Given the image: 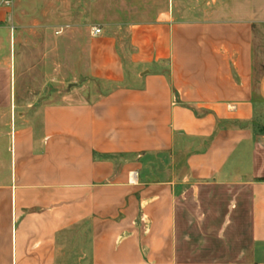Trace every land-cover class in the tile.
Masks as SVG:
<instances>
[{
	"label": "crops",
	"instance_id": "0c3cea01",
	"mask_svg": "<svg viewBox=\"0 0 264 264\" xmlns=\"http://www.w3.org/2000/svg\"><path fill=\"white\" fill-rule=\"evenodd\" d=\"M11 2L0 0V264H264V0H96L86 67L111 87L91 100L57 90L47 14Z\"/></svg>",
	"mask_w": 264,
	"mask_h": 264
},
{
	"label": "rangeland",
	"instance_id": "374dc122",
	"mask_svg": "<svg viewBox=\"0 0 264 264\" xmlns=\"http://www.w3.org/2000/svg\"><path fill=\"white\" fill-rule=\"evenodd\" d=\"M11 1L15 13H36L37 16L46 13V18L40 23H50L55 26L57 41L54 58L57 72H59L56 82L57 90L62 89V94L71 91L73 98L91 100L111 87L107 83L90 79L86 67L89 58L87 53L89 36L95 25L91 24L90 15L97 6L96 0H22L16 4L14 0ZM121 1L126 5L134 4L139 0ZM105 13L106 16H111L110 9ZM27 22L30 24L32 21ZM63 29L67 35L65 38L64 36L58 38V33L63 32ZM68 45L70 50L64 52V47ZM253 54L258 102L255 126L257 131L264 132V21L254 25ZM83 84L85 88H78Z\"/></svg>",
	"mask_w": 264,
	"mask_h": 264
},
{
	"label": "built area",
	"instance_id": "2783aa9c",
	"mask_svg": "<svg viewBox=\"0 0 264 264\" xmlns=\"http://www.w3.org/2000/svg\"><path fill=\"white\" fill-rule=\"evenodd\" d=\"M7 3L9 4L10 1H8ZM92 32L94 35H98V34L102 33V28L100 26H94Z\"/></svg>",
	"mask_w": 264,
	"mask_h": 264
}]
</instances>
